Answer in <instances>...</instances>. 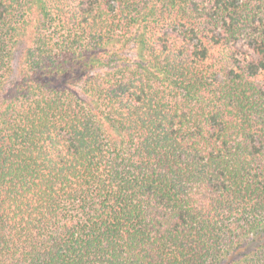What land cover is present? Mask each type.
Returning a JSON list of instances; mask_svg holds the SVG:
<instances>
[{"label":"trees","instance_id":"obj_1","mask_svg":"<svg viewBox=\"0 0 264 264\" xmlns=\"http://www.w3.org/2000/svg\"><path fill=\"white\" fill-rule=\"evenodd\" d=\"M0 264H264V0H0Z\"/></svg>","mask_w":264,"mask_h":264}]
</instances>
